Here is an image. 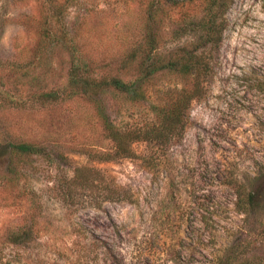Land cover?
Here are the masks:
<instances>
[{
	"label": "rangeland",
	"instance_id": "1",
	"mask_svg": "<svg viewBox=\"0 0 264 264\" xmlns=\"http://www.w3.org/2000/svg\"><path fill=\"white\" fill-rule=\"evenodd\" d=\"M206 3L0 0V264H264V0H224L213 48L191 23ZM183 48L209 61L205 93L165 147L133 145L159 162L89 160L112 146L87 96L71 95V67L142 85L140 100L101 96L131 128L185 84L148 69ZM45 91L65 99L39 105ZM84 166L89 190L72 182ZM237 196L251 197L244 212Z\"/></svg>",
	"mask_w": 264,
	"mask_h": 264
},
{
	"label": "trees",
	"instance_id": "2",
	"mask_svg": "<svg viewBox=\"0 0 264 264\" xmlns=\"http://www.w3.org/2000/svg\"><path fill=\"white\" fill-rule=\"evenodd\" d=\"M206 14L199 20H191L192 24L198 26L202 31L201 40L209 43L210 47H215L221 37L219 24L217 23L218 10L224 5V0H206ZM183 53L175 55L167 60L153 62L148 66L150 74L167 70L170 73L186 76L182 78L185 84L181 88H172L165 91L164 102L151 107L153 119L137 124L131 128H117L114 126L106 114L105 103L101 96H104L105 89L112 88L115 91L124 93L134 100L144 98L142 85L137 87V81L123 82L119 79L95 80L86 76L84 66L74 65L68 75V87L71 95L87 96L88 101L93 104L97 118L100 120L102 131L105 137L111 142L112 148L108 152L101 150L87 151L89 160L98 162H110L115 159L128 158L137 160L149 166L156 165L159 158L151 155H137L133 150L136 143L147 144L154 150H159L167 145L168 141L177 138L184 129V119L191 104L200 100L205 93V80L209 73L210 65L204 53L197 54L193 49L183 48ZM155 48H150V54ZM154 56V55H153ZM38 104L56 103L64 100L57 91H45L38 94ZM68 97V95L66 96ZM43 107V106H42ZM18 152H26L37 148H32L27 144H20L14 148ZM89 168L84 166L75 170L72 182L79 181L82 187L89 190L91 180L89 179ZM115 201L123 200L120 191L112 192ZM251 197L245 199L237 196L235 208L238 212H244V207L251 205Z\"/></svg>",
	"mask_w": 264,
	"mask_h": 264
}]
</instances>
